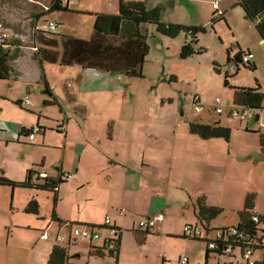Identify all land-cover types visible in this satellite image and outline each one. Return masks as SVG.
Here are the masks:
<instances>
[{
  "label": "crops",
  "instance_id": "0c3cea01",
  "mask_svg": "<svg viewBox=\"0 0 264 264\" xmlns=\"http://www.w3.org/2000/svg\"><path fill=\"white\" fill-rule=\"evenodd\" d=\"M54 1L0 0V19H7L6 5L14 8L12 22L19 14L31 15L29 23L24 21L25 33L0 21L2 29L9 32L12 41L9 49L16 69L9 79H0V177L25 182L30 176L32 184L43 183L46 178L63 180L55 190L0 184V264H48L53 247L60 244L57 238L60 234L69 236L75 224L104 227L107 216L120 230L117 249L109 252L96 249L95 244L69 241L68 254L75 264H182L184 256L188 258L187 264H233L234 252L224 255L210 252L207 257L205 242V248L202 243L204 250L175 251L171 247L177 241H184L186 247H192L189 243L193 241H200L184 234L185 224L200 221L197 216L199 198H204L208 206L223 208V212L210 221L213 228L239 224L246 197L250 194L255 195V209L264 216V147L263 133L259 131L260 123L264 122V100L263 109L257 111L258 119L241 122L230 114V107L235 105L236 88H259L264 92V83L257 77L255 85L235 81L244 70L255 73L259 69L263 37L255 22L247 18L236 0H221L217 9L212 5L214 13L209 23L212 30L203 25L206 31L199 34L198 45L206 52L201 40L203 35L214 31L223 37V50L218 51V55L222 57L227 53L226 61L222 63L216 57L212 62L219 75L224 73V85L228 91L216 96L224 106L221 113L215 112L216 97L204 101L200 94L201 110L206 109V114L203 111L193 122L213 124L219 121L231 128V137L230 140L202 138L193 133L197 138H192L185 177L179 178L186 187L175 185L165 190L157 186V161L165 157L158 159L157 154L150 158L146 154L125 157L119 146V137L114 138L112 133L109 136L104 131L98 136L92 132L91 123L96 121L87 120L85 124L88 125H84L67 113L64 118L55 119L56 107L62 105L59 94L50 83L48 67H56L54 74L60 76L67 87L70 81H66L62 70L66 66H77L85 73L100 77L113 73L41 59L37 51L43 44L30 38L32 30L47 29V24L53 20L58 23L60 34L89 39L94 33L95 14L119 13L121 0H63V6L68 10L53 9ZM125 1H144L149 7L161 6L165 22L202 25L188 21L185 13L190 12L180 4L184 3L183 0ZM200 1L203 0L197 3ZM167 9L172 10L167 12ZM203 12L199 8L197 13ZM69 14L78 16L80 27L65 22ZM240 17L242 21L236 24ZM43 19L45 24L42 26ZM208 21L209 15L203 24ZM222 21L232 32L230 36L237 48L228 43L229 36L219 29ZM148 25L143 24L141 30L147 33ZM242 33H246L248 39L239 37ZM180 35L183 36L182 47L185 34ZM52 36L61 38L60 35ZM240 50L250 52L249 58L256 69H249L243 62L235 60ZM78 74L79 78L84 77V73ZM40 85L46 86L49 97L40 93ZM118 85L117 90H122L124 85ZM26 99L29 103L25 102ZM43 114L47 115L45 120ZM53 120L58 122L56 127L50 122ZM34 126H40V129L34 139L29 140L28 132ZM83 127L87 134H83ZM36 165L40 167L37 170ZM35 171L44 177L34 179ZM66 173L72 174V178H65ZM31 201L36 203L29 209ZM160 212L165 217L154 227H140L142 218ZM262 227L264 229V223ZM44 232H49L50 237L42 239ZM209 235L213 237V231ZM261 246L254 250V255L264 264V236ZM94 250L100 254H94ZM257 251L263 256H258Z\"/></svg>",
  "mask_w": 264,
  "mask_h": 264
},
{
  "label": "rangeland",
  "instance_id": "374dc122",
  "mask_svg": "<svg viewBox=\"0 0 264 264\" xmlns=\"http://www.w3.org/2000/svg\"><path fill=\"white\" fill-rule=\"evenodd\" d=\"M198 1L183 0L184 3H180L190 12L188 15L186 12L185 17L189 22L202 23L211 31L209 23L214 13L213 0L197 3ZM199 8L206 13H197ZM5 9L7 19L1 18L0 21L7 27L10 26L16 31L25 33L24 21L29 23L31 15L19 14L12 22L14 8L6 5ZM171 10L167 9V12ZM207 15H209V21L203 24ZM241 21L240 17V20L235 23L240 24ZM65 22L70 23V26H81L76 14H69ZM44 24L45 19L41 21V25ZM148 27L149 31L146 35L150 51L143 64V77L120 75V73L100 77L91 72L85 73L77 66H66L62 70L67 78L66 81L68 79L70 81V86L67 87L64 82H61L60 76L54 74L56 67H48L50 83L53 90L59 94L62 105L61 108L56 107L55 119L64 118L67 113L70 118L78 119L84 125H88L85 124L87 120L96 121L91 123L92 132L98 136L101 131H104L109 136L112 133L114 138L119 137V146L125 157L145 154L147 158L154 157L156 154L158 159L161 156L165 157L157 161V167H159L157 186L165 190L172 189L175 185L186 187L179 178L185 177L188 167L187 157L193 146L192 138H197L190 131V123L197 120L203 111L206 114V109L203 111L196 109L193 97L198 93L205 101L218 95L222 96V91H228L224 85V73L219 75L212 62L217 57L225 63L227 53H224L222 57L218 55V51L223 50L224 39L214 31L203 35L201 40L207 51L183 58L181 56L182 35L171 38L158 32L153 24H149ZM219 29L224 30L222 32L224 35L229 36L228 43L237 48L235 40L230 36L232 32L227 29L224 21L219 24ZM239 37L248 39L246 33L240 34ZM260 45L263 57L260 56L258 71L254 73L251 70H244L235 81L255 85L257 77L264 83V47L261 42ZM79 72L84 73V77L79 78ZM118 84L124 85L122 90H117ZM46 89L44 85L39 86L40 93L49 97ZM34 94L32 93L31 96ZM42 109L46 110V108ZM45 116L47 115L42 116L44 120ZM50 122L54 127L58 125L55 120ZM81 130L83 134H87L85 127ZM39 168L38 165L35 166V170ZM202 243L205 248V243L202 241L189 243L192 247L190 245L186 247L184 241H177L171 248L175 251L204 250ZM234 253L233 264H247L241 248L235 249ZM257 255L263 256L261 251H257Z\"/></svg>",
  "mask_w": 264,
  "mask_h": 264
},
{
  "label": "trees",
  "instance_id": "16d2710c",
  "mask_svg": "<svg viewBox=\"0 0 264 264\" xmlns=\"http://www.w3.org/2000/svg\"><path fill=\"white\" fill-rule=\"evenodd\" d=\"M62 3L63 0H55L53 9L68 10V7L63 6ZM236 3L244 9L247 18L255 22L258 32L264 37V0H236ZM95 15L94 33L89 39L60 34L57 29L36 28L32 30L30 38L35 43L43 44V46H39L37 51L40 58L51 62L59 61L63 65L80 64L85 68L143 77V64L150 51L146 32L141 30L143 24H153L158 32L172 38L184 33L185 43L182 45L181 50L183 58L201 54L205 51L203 47L198 45L199 34L206 31L205 26L165 22L162 19L161 6L149 7L144 1L121 0L119 13H96ZM1 29L2 25L0 24V32ZM52 35H60L61 38L57 39ZM11 44L12 41L10 42L9 39L5 42L0 41V79H9L16 71L9 49ZM244 55H250V52L240 50L236 54L235 60L243 62L242 58ZM244 64L249 69H256L254 62L249 61ZM225 84H228L227 79H225ZM263 100L264 92L260 91L259 88H236L234 95L235 105L249 106L252 109L260 110L263 109ZM190 131L202 138L220 137L230 140L231 137V128L222 125L219 121L213 124L191 122ZM262 135L261 141L264 147V133ZM61 181H63L61 178H46L43 183L32 184L30 176L25 182H13L5 177H0V184L33 186L53 190ZM254 199V194L246 197L241 221L236 225L239 232L227 241V244L233 247L230 252H226L222 245L211 249L207 244V239L194 238L207 244V257L210 252H218L224 255L234 252L237 248H241L243 251L244 248L249 246H252L254 250L262 247L264 216L260 215V220L258 221L253 219ZM34 203L36 202L31 201L29 209L34 207ZM197 203V216L200 221L192 224L201 225L207 230V233L213 231L214 234V231L221 229L211 227L210 221L219 216L223 212V208L206 205L204 198H199ZM209 238H212V235H209ZM68 249L69 245L66 244L55 245L51 251L48 264H65L66 260L70 259ZM94 254H100V252L94 250Z\"/></svg>",
  "mask_w": 264,
  "mask_h": 264
},
{
  "label": "built area",
  "instance_id": "2783aa9c",
  "mask_svg": "<svg viewBox=\"0 0 264 264\" xmlns=\"http://www.w3.org/2000/svg\"><path fill=\"white\" fill-rule=\"evenodd\" d=\"M219 2L220 0H215L213 5L215 8L219 7ZM57 22L56 21H49L47 28L51 30H56L57 29ZM10 35L8 31H5L1 29L0 32V41L5 42L7 39H9ZM242 61L244 63H247L250 60L249 55H244L242 58ZM215 112L221 113L224 110V106L221 104V100L219 97L215 98ZM26 103H29V100H25ZM193 102L196 106V109L200 111L203 107V103L201 100L200 94H195L193 97ZM258 110L252 109L249 106H240V105H233L230 107V114L234 119L240 120V121H250L255 119V115ZM40 129V126H34L30 129L28 132V138L29 140H33L36 134L38 133ZM260 131L264 133V122L260 123ZM33 178L34 179H41L44 177V174H42L39 171L33 172ZM65 178L69 179L72 178V174L66 173ZM260 213L254 209V217L253 219L255 221L260 220ZM165 217V214L160 212L156 213L151 216H147L142 218L139 221L140 227L150 229L155 226V224L163 220ZM239 232L238 227L236 225L233 226H228V227H223L221 229H217L214 231V236L212 238H209V233H207V230L202 227L199 224H192L188 223L185 224L184 226V234L188 237L192 238H202V239H207V244L208 246L212 248H217L220 245L224 247V250L226 252H230L233 250V247L230 244H227V241L231 239V237ZM119 233L120 230L115 224L113 223L112 219L110 216H107L105 218L104 222V227L102 226H88L85 224H75L72 227V231L69 234V236L65 234H60L57 238L60 244L66 243L68 245L69 241H72L73 243L75 242H87L89 244H95L97 247L96 249L98 250H103V251H109V252H114L117 249V244H118V238H119ZM50 237L49 232H44L41 235L42 239H46ZM242 255L244 259L246 260L247 264H262L260 261H258L254 257V248L252 246L246 247L242 251ZM182 264H187L188 263V258L184 256L181 259ZM65 264H75V262L70 258L67 259Z\"/></svg>",
  "mask_w": 264,
  "mask_h": 264
},
{
  "label": "water",
  "instance_id": "95a60500",
  "mask_svg": "<svg viewBox=\"0 0 264 264\" xmlns=\"http://www.w3.org/2000/svg\"><path fill=\"white\" fill-rule=\"evenodd\" d=\"M261 43L263 44V47H264V37L261 39ZM255 117H256V119H258L259 118V114L256 113Z\"/></svg>",
  "mask_w": 264,
  "mask_h": 264
}]
</instances>
